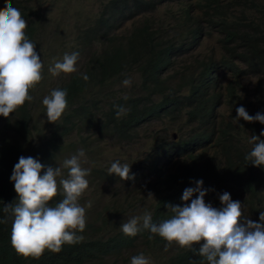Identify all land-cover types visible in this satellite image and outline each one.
I'll return each instance as SVG.
<instances>
[{
    "label": "trees",
    "instance_id": "1",
    "mask_svg": "<svg viewBox=\"0 0 264 264\" xmlns=\"http://www.w3.org/2000/svg\"><path fill=\"white\" fill-rule=\"evenodd\" d=\"M75 1L79 6L75 19L55 31H61L58 40L62 46L73 38L68 31H77L76 46L70 53H78V60L87 55L86 63L49 90V95L54 89L67 90L65 118L49 123L51 132L46 123H40L47 117L46 107L38 115L34 105L35 96H43L45 90L42 80L30 90L31 102H25L7 119L0 116V220L8 215L3 211L5 204L18 199L10 177L19 157L31 156L45 165L44 170L50 164L55 169L59 153L74 155L80 149L89 153L90 147L97 151L90 140V130L96 125L101 137L134 142L140 127L156 121H168L169 130L184 133L177 134L172 143L154 145L151 161H143L130 172L134 179L109 175L108 165L92 170V175L107 183L141 184L148 180L160 194L155 206L147 209L157 225L172 217L169 205L191 202L183 201L182 195L198 180L208 190L206 195L216 200L222 195L219 190L233 188L234 201L244 204L246 216L259 217L264 211V167L253 166L245 157L254 146L249 142L251 136H259L264 124L243 119L237 122L235 118L241 106L249 115L264 114V0H96L97 12L92 13L83 11ZM12 5L27 21L25 35L36 44L39 54L44 16L40 0H12ZM130 22L133 27L125 33ZM214 32L220 34L221 55H195ZM95 45H101L102 50L93 53ZM188 57L193 59L191 63L178 62ZM82 74L89 79L85 81ZM246 78L256 79L251 91L242 85ZM125 79H136L138 95H117L113 88ZM117 106L127 113L118 117ZM222 107L231 112L229 117L219 113ZM85 130L87 138L73 143L71 137ZM211 143H215L217 155L207 157L206 148ZM196 151L204 153L193 155ZM170 164L176 167L174 172L168 169ZM63 198L61 189L49 206L55 207ZM124 198L116 200L114 212L104 217L99 228L88 224L85 232L77 233L83 236L81 242L65 244L59 252L46 249L39 258L18 254L11 244L12 219L0 223V264H103L107 257L120 256L134 247L136 241L162 249L167 241L150 230L142 229L135 236L122 232V219L138 203ZM253 221L259 222V218ZM101 232L102 236L94 237ZM202 244L193 247L198 251ZM166 264L207 261L180 247Z\"/></svg>",
    "mask_w": 264,
    "mask_h": 264
},
{
    "label": "clouds",
    "instance_id": "2",
    "mask_svg": "<svg viewBox=\"0 0 264 264\" xmlns=\"http://www.w3.org/2000/svg\"><path fill=\"white\" fill-rule=\"evenodd\" d=\"M2 3V0H1ZM3 6V5H2ZM27 21L19 9L13 7L12 0H5L0 8V116L9 118L25 102H31L30 90L41 82L43 63L36 51V44L25 35ZM78 53L65 54L62 62L56 61L49 68L53 76L61 72L70 74L77 71ZM87 81L89 77L82 74ZM124 86H130L131 80L125 79ZM46 107L48 122L58 121L68 107L67 90L54 89L42 101ZM117 116L127 113V109L117 106ZM235 120L264 124V114L249 115L241 106L236 109ZM241 127H243L241 125ZM264 131L252 135L250 143L254 146L245 157L255 167H264ZM81 149L77 155L66 159L63 167L68 169L67 178H63L60 167H47L33 157L21 156L14 165L10 180L18 199L15 203L5 204L3 211L8 214L0 223L12 219L11 244L16 252L24 257L39 258L44 251L59 252L65 244L74 245L83 240L86 228V211L78 201L89 187L86 179L89 170L81 167ZM42 170L44 174L41 175ZM131 166L119 161L113 162L108 172L121 180L134 179L130 175ZM60 177L59 181L57 178ZM195 187L186 188L182 200L190 203L169 205L173 213L170 219L160 224L152 222L151 212L132 217L121 225L125 235L135 236L142 229L158 234L169 244L176 242L182 248L193 250L206 258L207 264H264V211L258 215L246 216L247 210L240 201H233L228 192L219 195L222 207H213L206 203L208 190L203 189V181H195ZM64 198L55 207L49 202L60 194ZM194 194L195 199H191ZM206 195V199L204 197ZM148 197H153L149 193ZM91 207V202L88 203ZM259 218V222L253 220ZM203 244L197 251L194 244ZM131 264H150L142 253L133 256Z\"/></svg>",
    "mask_w": 264,
    "mask_h": 264
},
{
    "label": "rangeland",
    "instance_id": "3",
    "mask_svg": "<svg viewBox=\"0 0 264 264\" xmlns=\"http://www.w3.org/2000/svg\"><path fill=\"white\" fill-rule=\"evenodd\" d=\"M78 1L82 6V10L89 13H92L99 5L96 0ZM0 8H3L1 0ZM39 8L44 14L39 55L41 56V61L43 63L42 87L45 90L43 92V96H35L37 105H34V109L36 110L35 113L38 115H40L39 113H41L43 110L44 105L42 101L45 96H49V90L60 84L64 79L70 77L74 73L73 72L70 74H65L61 72L58 76H53L49 72V68L54 67V63L56 61L62 62L64 55H70V52L73 51V48L76 46V39L74 37H77V31L69 30L68 34L72 35L73 38L70 39L66 45L62 46V42L58 40L61 31L59 34H56L55 29L57 26H60V28H62V26L66 24L64 22L71 23L75 19L74 16L76 15V9L79 8V6L75 0H40ZM132 27L133 24L131 22L128 23L124 28L125 33L130 31ZM219 36V33L214 32V36L210 39H206L195 55L204 57L211 55L214 52L216 56L219 57L221 55V48L218 43ZM101 50V45H95L92 48L93 53L95 51H97L98 53V51ZM86 58L87 55L83 56L76 62L77 71L83 69L86 63ZM184 60L185 62H183L182 60H179L178 62L191 63L193 61L191 57L185 58ZM136 78L140 79L139 73H137ZM135 82L136 79L131 80L130 86H124L121 82L115 85L113 89L117 92V95L119 97L138 95L137 84L135 85ZM224 83L226 84L227 80H225ZM255 84V78H246L242 81V85L248 91H251ZM219 113L221 115H224L226 118L231 114V112L225 107H222ZM65 115L66 113H64L59 119L60 122L65 118ZM167 122L168 121H156L143 125L138 129L137 135L135 134L137 138L134 142H121L118 139H114L112 137H101L99 125L94 126L90 130V133L92 134L90 140L92 142V146H95L97 148V151L94 152L91 147L89 149V153L83 150L85 155L84 157L80 158L81 167L89 170L90 174L86 176V179L89 182V187L85 190L84 194L78 201L81 206L85 207L86 228L88 224H92L94 228H99L102 225V220L104 219V217L108 216V213L114 212L113 208L115 206L116 200L123 201L125 199L124 197H127L132 201L138 200V203H135V210L130 209L127 212V214L122 219L123 223L127 222L132 217L142 216L145 213V210L153 208L155 206V204L158 202L160 194L148 184V180L141 184H127V181L107 183L105 180L96 179L91 172L92 170L100 171L102 169H105L107 165L109 170L111 164L116 161H119L121 165L128 164L129 166H131L130 172H132L136 169L137 166L141 165L143 161L150 162L153 156L152 147L154 145L160 142L162 145H164L166 142L172 143L173 141L177 140V134L181 136L184 133V131L180 132L179 129H177L175 132H172L171 130H169V125ZM40 123L42 125L46 123V126L51 132L49 123L52 125L54 123L48 122L47 117H42L40 119ZM86 133L87 131L85 130L81 135H73L71 137L72 142L76 143L81 138H87ZM102 135L107 136L106 134ZM173 136L176 137L173 139ZM80 150H78V152H75L74 155H77ZM68 153V151H66L65 154L59 153V158L56 157V159L54 160L56 167L61 168L63 177L68 174V169L63 167V163L66 159H70L73 156V154ZM202 153L204 152L196 151L192 154L200 155ZM205 154L207 157H214L217 155L215 143H211L207 146ZM50 167H53V164H50ZM168 169L171 170V172H174L176 167L170 164L168 166ZM232 189L233 188H226L225 190H219L218 194L228 192L231 195V199H233L234 201L235 197L233 195ZM149 193H151L153 197H148ZM207 198L208 200L205 201L206 203H211L213 207L220 208L218 201H214L211 197ZM89 202H91V207L87 206ZM88 232L91 233L92 230L89 229ZM103 234L104 232L97 233L94 234V237H100ZM179 248L180 246L176 242H173L171 244L167 242L162 249H159L154 247H145L141 242L136 241L134 247L130 248L129 250H124L125 252L120 256L107 257L103 261V264H131L132 257L137 256L141 253L149 259L150 264H166L171 256ZM90 264H101V262L95 261Z\"/></svg>",
    "mask_w": 264,
    "mask_h": 264
},
{
    "label": "bare ground",
    "instance_id": "4",
    "mask_svg": "<svg viewBox=\"0 0 264 264\" xmlns=\"http://www.w3.org/2000/svg\"><path fill=\"white\" fill-rule=\"evenodd\" d=\"M102 102V101H101ZM104 105V104H103ZM108 105V104H107ZM108 108V107H107ZM106 111V110H105ZM100 117V116H99ZM97 135V134H96Z\"/></svg>",
    "mask_w": 264,
    "mask_h": 264
}]
</instances>
